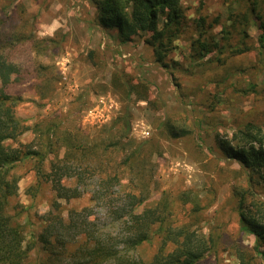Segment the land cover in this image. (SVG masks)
<instances>
[{
	"label": "trees",
	"instance_id": "16d2710c",
	"mask_svg": "<svg viewBox=\"0 0 264 264\" xmlns=\"http://www.w3.org/2000/svg\"><path fill=\"white\" fill-rule=\"evenodd\" d=\"M88 1L96 27L115 30L120 44L147 34L144 42L152 47L155 61L165 68L181 65L169 56L190 21L197 35L189 56L193 64L212 56L210 61L224 64L231 55L251 51V22L259 29L264 57V0H235L245 2V8L231 12L230 27L223 25L217 33L213 29L220 24L219 16L210 20L199 14L189 20L182 0ZM4 14L0 17V264H28L35 248L43 253L38 264H222L218 253L227 249L234 252L239 264H264V198L256 191L257 186L264 188L263 124L249 121L230 137H216L226 157L238 161L249 173L246 186L233 188L239 224L255 237L253 246L246 248L238 238L225 239L221 233H205L179 222L177 199L166 192L157 198L151 195L157 182L155 171L148 166L147 141L140 142L131 135L130 111L100 126L94 135L84 133L79 126H64V120L55 116L45 124L36 123L38 127L42 124L38 144L22 142L31 126L17 115L23 98L12 87L28 70L21 69L11 54L22 41L34 40L35 36L8 31L4 27L7 8ZM235 33L238 43L231 41ZM94 53V49L88 53L92 61ZM32 61L38 63L33 82L36 94L46 98L48 93L39 89L58 84L61 76H56L55 65ZM126 81L128 95L135 92L138 101L149 100L147 93L139 92L128 78ZM164 125L172 137L188 132L172 121ZM27 160L34 161L38 183H49L55 193L51 210L40 216L39 232H30V236L20 220L24 208L14 202L19 191L16 168ZM88 192L90 200L106 213L103 221L92 217L90 206L70 209L66 215L61 212L59 199L81 198ZM178 200L182 208L191 200L193 209H200L197 195L181 194ZM153 242L155 249L147 258L143 246Z\"/></svg>",
	"mask_w": 264,
	"mask_h": 264
},
{
	"label": "rangeland",
	"instance_id": "374dc122",
	"mask_svg": "<svg viewBox=\"0 0 264 264\" xmlns=\"http://www.w3.org/2000/svg\"><path fill=\"white\" fill-rule=\"evenodd\" d=\"M182 2L189 20L199 14L210 20L219 16L220 24L213 29L216 33L223 25L230 27L231 12L245 8V2L235 0ZM88 5L85 8L82 0H0V17L5 15L4 8L8 11L4 27L35 36L34 40L22 41L11 54L21 69L28 70L12 87L23 98L17 115L31 126L20 140L38 144L42 124L38 127L36 123L45 124L55 116L64 120V126H79L84 133L94 135L100 126L130 111L131 135L140 142L147 141L148 166L155 171L157 182L151 195L157 198L166 192L177 199L179 222L205 233H221L225 239L238 238L251 248L255 237L241 228L233 195L235 186H246L249 173L238 161L226 157L216 137H230L249 121L264 125V57L257 25L251 22L249 26L251 51L231 55L224 64L210 61L214 56L193 64L189 56L197 35L190 21L170 53V58L181 63L172 69L155 61L152 47L144 42L147 34L120 44L115 30L93 24V7ZM231 41L238 43L237 33ZM91 49L95 50L93 61L88 55ZM33 59L55 65L59 72L56 76H61L58 84L39 89L48 93L46 98L36 94L33 82L38 63ZM113 74L119 78L115 80ZM126 78L139 92L147 93L149 100L138 101L135 92L128 95ZM167 121L188 132L172 137L164 125ZM16 174L19 191L14 202L24 208L20 220L30 236V232H39L40 216L51 210L55 193L49 183H38L32 160L19 165ZM87 189L91 191L92 186ZM256 191L264 198L262 186ZM89 193L81 198L59 199L61 212L66 215L70 209L90 206L92 217L103 221L106 213L90 200ZM181 194L197 195L201 200L199 211L193 209L191 200L182 208L178 200ZM155 244L143 246L147 258ZM42 255L35 248L28 264H38ZM218 256L222 264H239L231 249L220 250Z\"/></svg>",
	"mask_w": 264,
	"mask_h": 264
},
{
	"label": "crops",
	"instance_id": "0c3cea01",
	"mask_svg": "<svg viewBox=\"0 0 264 264\" xmlns=\"http://www.w3.org/2000/svg\"><path fill=\"white\" fill-rule=\"evenodd\" d=\"M83 1V3H84V5L86 4L87 6L85 7V8H89L90 6L88 5L89 4V1L88 0H82ZM93 12V11H92Z\"/></svg>",
	"mask_w": 264,
	"mask_h": 264
}]
</instances>
